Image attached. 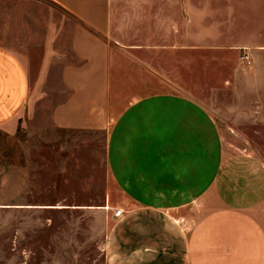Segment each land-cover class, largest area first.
<instances>
[{"label":"crops","instance_id":"obj_1","mask_svg":"<svg viewBox=\"0 0 264 264\" xmlns=\"http://www.w3.org/2000/svg\"><path fill=\"white\" fill-rule=\"evenodd\" d=\"M39 1L75 20L73 60L46 22L36 77L40 86L56 80L71 91L59 107L60 124L77 113L81 125L83 104L104 103L110 192L123 210L112 216L108 264H264V195L240 184L249 179L230 180L224 159L210 160L205 138L210 124L217 132L220 126L187 92L193 49L187 0H178L175 24L163 25L160 0ZM11 3L4 29L12 23L13 36L34 46L37 0ZM31 77L29 57L0 43V128L24 113Z\"/></svg>","mask_w":264,"mask_h":264},{"label":"rangeland","instance_id":"obj_2","mask_svg":"<svg viewBox=\"0 0 264 264\" xmlns=\"http://www.w3.org/2000/svg\"><path fill=\"white\" fill-rule=\"evenodd\" d=\"M159 5L162 25L175 24L178 0ZM1 8L0 43L29 57L32 77L24 113L0 128V264H108L106 238L118 208L109 186L104 103L83 104L81 125L74 120L77 113L62 125L59 107L71 91L56 80L40 86L36 78L44 66L46 22L55 44L70 50L73 60L69 41L75 20L37 0L38 36L30 47L13 36L12 23L4 29L11 0ZM187 8L193 45L191 85L187 53V92L220 126L217 132L210 124L205 138L209 158L224 159L230 180L249 179L240 184L263 196L264 0H187ZM261 217L264 222V212Z\"/></svg>","mask_w":264,"mask_h":264},{"label":"built area","instance_id":"obj_3","mask_svg":"<svg viewBox=\"0 0 264 264\" xmlns=\"http://www.w3.org/2000/svg\"><path fill=\"white\" fill-rule=\"evenodd\" d=\"M122 213H123V210H122V209H117V210L114 212L115 216H120Z\"/></svg>","mask_w":264,"mask_h":264}]
</instances>
